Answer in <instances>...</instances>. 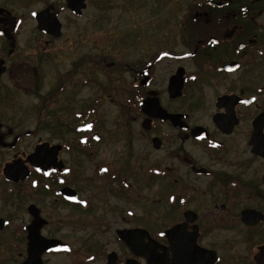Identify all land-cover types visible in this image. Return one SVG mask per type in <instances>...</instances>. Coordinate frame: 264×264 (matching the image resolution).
Segmentation results:
<instances>
[{"label": "flooded vegetation", "instance_id": "flooded-vegetation-1", "mask_svg": "<svg viewBox=\"0 0 264 264\" xmlns=\"http://www.w3.org/2000/svg\"><path fill=\"white\" fill-rule=\"evenodd\" d=\"M90 2L0 0V82H17L36 70L42 49L61 37L53 35L56 20L62 33L64 13L81 19ZM182 10L180 20L157 24L166 48L141 45L149 56L145 60L119 65L86 58L90 65L130 75L129 83L119 85V96L141 116L138 126L149 134L153 152L147 159H132L134 139L126 131L127 151L100 159L83 178L86 188L101 181L98 193L124 201L131 198L128 179H142L150 188L163 182L164 196L157 201L163 200L165 211L105 212L95 231L103 235V244L99 250L88 245L79 264H264V0H190ZM173 46L186 51L174 53ZM163 62L177 64L165 79L158 72ZM178 86L179 95H174ZM99 104L74 114L71 134L51 143L37 136L39 129L22 127L20 115L27 109L0 101V159L5 158L0 160V237L5 236L0 264H46L49 256L70 253L71 245L56 238V230L46 232L51 221L61 219V204L87 215L89 226L97 221L91 217L93 196L82 200L76 190L81 164L75 167L74 157H103L98 149L104 143L103 124L90 121ZM158 108L171 117L158 116ZM191 108L201 109L202 115L192 116ZM44 119L41 115L36 121ZM44 144L52 163L46 171L30 161ZM54 146L59 148L51 151ZM193 148L196 155L189 152ZM8 165H13L15 180L4 174ZM65 189L75 199L60 193ZM36 219L45 222L38 236L31 234ZM51 239L69 249L45 252L41 241ZM236 245L242 246L238 255L231 251Z\"/></svg>", "mask_w": 264, "mask_h": 264}, {"label": "rangeland", "instance_id": "rangeland-1", "mask_svg": "<svg viewBox=\"0 0 264 264\" xmlns=\"http://www.w3.org/2000/svg\"><path fill=\"white\" fill-rule=\"evenodd\" d=\"M189 1L104 0L102 4L91 0L81 19L73 20L64 13L61 37L51 46L42 49L43 60L36 70L19 77L17 82L8 83L5 80L0 82V101L13 103V106L17 105L21 110L27 109L26 113L20 115L24 117L22 127L33 129L36 133L39 129L37 136L51 143H56L63 133L71 134V128L76 122L74 114L90 109L95 101L100 103L95 108L96 112L90 115V121L103 124L99 131L105 136L104 143L98 148L103 157H95L91 160L89 155L80 153L74 157L75 167L76 164H81L80 169L77 170L81 178L75 181L76 190L82 200L93 196L95 211H92L91 217L96 218L97 221L89 226L87 215L77 210L70 211L61 204L59 211L61 219L51 221L46 232L53 231L55 234L54 230H56V238L69 243L72 251L49 256L46 264H79L81 258L84 260L83 256L88 250V245L94 244L99 250L104 237L99 232L96 234L95 231L101 229L100 223L105 217V212L110 214V212L133 211L141 215L153 208L157 209L156 212L165 211L163 200L157 201V198L164 196L163 182H158L156 186L150 188L142 179L136 178L135 181L132 180L133 182L128 179L127 182L133 184L130 188L131 198H128L129 201L131 200L130 204L125 202L128 201L126 199L116 201L109 195L98 193L103 187L101 181L96 180L91 188H86L84 179L90 175L94 166L100 163V159L112 160L118 157L117 152L127 151V140L122 136L126 131L131 130L134 139L131 141L132 159L140 156L147 159L148 154H153L147 141L149 134L144 135L145 132L138 126L140 121L138 118L141 116L119 96V85L129 83L130 75L126 70L119 71L116 68L105 69L90 65L86 58L103 57L108 63L119 65L123 63L132 65L147 59L149 56L141 45L153 50L166 48V44L158 39L162 25L159 24L157 27V24L164 20L172 22L180 20L183 6L189 5ZM172 31L177 33L175 26ZM172 48L174 53L186 51L182 46ZM175 65L177 64L174 62H163L158 68L161 79H165ZM189 65L187 69L192 71ZM190 111L192 116L202 115L201 109L191 108ZM41 115L45 119L41 121L42 124H38L36 118H41ZM189 152L196 155L197 150L193 148ZM161 154L163 155V152ZM148 164L149 159L142 168ZM135 195L140 197L135 198ZM155 196V203L152 204L150 200ZM48 199L51 198L46 197V201ZM106 201L109 203L107 204ZM68 216H72L77 221H70L67 219ZM93 234L95 236H92ZM4 240L5 236L0 237L2 243ZM241 247L236 245L231 251H235L238 255L242 253ZM0 250L4 248L1 247ZM228 252L222 250L223 255H228ZM0 256L3 257L4 254Z\"/></svg>", "mask_w": 264, "mask_h": 264}, {"label": "water", "instance_id": "water-1", "mask_svg": "<svg viewBox=\"0 0 264 264\" xmlns=\"http://www.w3.org/2000/svg\"><path fill=\"white\" fill-rule=\"evenodd\" d=\"M60 34H61L60 25H59L58 21L56 20V34H53V35L56 36V38H58L60 36ZM179 90H180V86H178L176 88V92L174 93V95H179ZM158 109H157L158 112H160L159 114H157L158 116L161 114L164 117H171V116L166 115L165 112L162 111L160 108H158ZM43 146L47 147L48 144H44V145H42V147L41 146L37 147L35 152L30 156V161L32 162V164L35 167L42 168L46 171L50 167V165H52V163L46 159L47 150H44ZM56 148H59V147L54 146V147H52L51 151L55 150ZM14 171L15 170L13 168V165H8L7 168L4 170V174L6 175V177L8 179L15 180V179H13L15 177ZM22 179H24V178H22ZM60 193L64 197H68L71 200L75 199V196H76L75 193L69 189L62 190ZM43 223H45V222L40 220V219L34 220L32 223V226H31V229H32L31 234H33L34 236H38L39 228L41 227V225ZM42 248L45 252H48V251L68 250L69 246L62 243L61 241L51 239V240H44V244L41 241V249ZM36 263L42 264L40 261H38V262L36 261ZM33 264H35V263H33Z\"/></svg>", "mask_w": 264, "mask_h": 264}]
</instances>
